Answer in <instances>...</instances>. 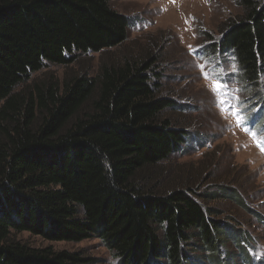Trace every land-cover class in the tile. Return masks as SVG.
Listing matches in <instances>:
<instances>
[{"label": "trees", "instance_id": "trees-1", "mask_svg": "<svg viewBox=\"0 0 264 264\" xmlns=\"http://www.w3.org/2000/svg\"><path fill=\"white\" fill-rule=\"evenodd\" d=\"M238 2L242 15L220 40L210 38V51L233 54L255 92L264 75V0ZM128 28L108 0H0V264L95 263L13 238L24 232L48 242L98 239L120 264H196L193 250L222 264L227 242L239 254L247 247L249 235L207 205L231 199L247 208L241 188L205 198L146 182V171L187 138L163 117L176 105L151 83L153 54L101 64L94 76L33 78L118 48ZM226 251L225 261L233 259Z\"/></svg>", "mask_w": 264, "mask_h": 264}, {"label": "rangeland", "instance_id": "rangeland-1", "mask_svg": "<svg viewBox=\"0 0 264 264\" xmlns=\"http://www.w3.org/2000/svg\"><path fill=\"white\" fill-rule=\"evenodd\" d=\"M108 1L113 10L129 21L127 40L102 54L80 55L68 68L47 67L33 78L45 84L49 79L94 76L101 64L120 63L124 58L143 59L153 54L157 63L152 68L155 73L150 76L151 83L159 87L158 97L169 98L176 105L175 109L166 110L163 117L185 130L187 138L179 152L146 171L147 184L156 185L159 190L190 187L205 198L211 194L217 196L221 187L231 191L241 188L236 194L248 195L244 201L247 208L231 199L207 202L220 220L239 226L250 237L242 254L227 242L226 250L233 251L235 256L225 261L227 251L220 249L219 258L224 260L222 264H264V225L255 218L258 215L264 218V151L244 131L247 124L237 126L228 108L229 104L235 105L241 116H252L258 108L260 115H264V75L260 77V89L252 92L250 87L245 88L233 54L211 52L209 41L220 40L228 25L242 15L238 0ZM201 64L206 72L216 69L224 73V82L229 85L224 112L214 102L212 80L201 75ZM233 64L237 68L235 73ZM257 103L254 108L253 104ZM261 120L259 117L255 121L253 131L262 125ZM259 138H264V132L259 133ZM13 238L34 248L79 252L95 261L94 264H120L94 238L79 243L48 242L25 232L14 234ZM204 255L193 250L191 260L210 264Z\"/></svg>", "mask_w": 264, "mask_h": 264}, {"label": "snow or ice", "instance_id": "snow-or-ice-1", "mask_svg": "<svg viewBox=\"0 0 264 264\" xmlns=\"http://www.w3.org/2000/svg\"><path fill=\"white\" fill-rule=\"evenodd\" d=\"M201 69V75L204 79L212 80L211 92L216 97L215 103L218 107H220V111L224 112L226 109L223 107L227 104V97L229 95V85L224 82V73L223 71H217L213 69L212 73L204 71L205 65H199ZM232 71L235 73L237 71L236 65H232ZM238 99V98H237ZM228 108L231 109V115L236 118L237 126H242L247 124V127H244V131L250 136L253 142L256 144L261 151H264V138H259V133L264 132V125H260V127L253 131V126L255 125V121L252 120L250 115L241 116L239 113V109L235 105H228Z\"/></svg>", "mask_w": 264, "mask_h": 264}]
</instances>
